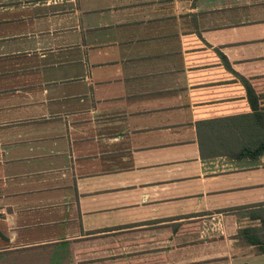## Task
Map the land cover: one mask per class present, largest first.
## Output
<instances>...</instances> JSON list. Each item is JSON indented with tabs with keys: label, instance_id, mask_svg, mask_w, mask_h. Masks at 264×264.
I'll return each instance as SVG.
<instances>
[{
	"label": "crops",
	"instance_id": "crops-1",
	"mask_svg": "<svg viewBox=\"0 0 264 264\" xmlns=\"http://www.w3.org/2000/svg\"><path fill=\"white\" fill-rule=\"evenodd\" d=\"M223 57L264 77V0H0V264H264V155L200 150L252 112Z\"/></svg>",
	"mask_w": 264,
	"mask_h": 264
},
{
	"label": "trees",
	"instance_id": "trees-1",
	"mask_svg": "<svg viewBox=\"0 0 264 264\" xmlns=\"http://www.w3.org/2000/svg\"><path fill=\"white\" fill-rule=\"evenodd\" d=\"M223 62L227 69L233 71L225 57ZM233 73L246 89L252 112L199 122L197 129L201 154L204 159L226 156L235 160L258 161L264 155V77L245 78ZM191 217L194 216L187 218ZM255 231V228H244L240 236L248 243L257 244L261 241L252 234Z\"/></svg>",
	"mask_w": 264,
	"mask_h": 264
},
{
	"label": "rangeland",
	"instance_id": "rangeland-1",
	"mask_svg": "<svg viewBox=\"0 0 264 264\" xmlns=\"http://www.w3.org/2000/svg\"><path fill=\"white\" fill-rule=\"evenodd\" d=\"M177 219V218H176ZM176 219H170L168 220L169 223H171V225H167V224H162V222L164 223L163 220H160L158 223L156 224H159L157 227L160 229V228H165V227H173V228H177L178 226H180L181 224L179 222H175ZM211 220V219H210ZM167 221V220H166ZM165 221V222H166ZM186 222V221H185Z\"/></svg>",
	"mask_w": 264,
	"mask_h": 264
}]
</instances>
